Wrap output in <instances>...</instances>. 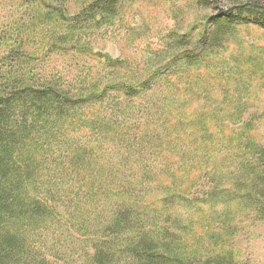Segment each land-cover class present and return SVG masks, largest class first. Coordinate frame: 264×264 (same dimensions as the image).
<instances>
[{
    "label": "rangeland",
    "instance_id": "obj_1",
    "mask_svg": "<svg viewBox=\"0 0 264 264\" xmlns=\"http://www.w3.org/2000/svg\"><path fill=\"white\" fill-rule=\"evenodd\" d=\"M95 1L0 0V83L17 74L75 96L147 80L151 88L137 100L109 93L102 104L64 119L66 130L48 141L38 181L71 204L69 213L61 209L71 229L37 237L48 261L36 251L32 264L92 263L99 237L108 241L102 225L118 205L206 188L215 171L233 170L224 138L245 127L264 143V29L254 24L262 10L252 6L264 0H117L114 16L77 21ZM231 9H242L248 25L232 29L205 58L184 63L202 34L214 31L216 17ZM181 37L188 38L183 48ZM78 146L94 152L75 167L70 155ZM62 154L63 165H52ZM208 207L197 214L176 206L183 218L171 227L175 238L211 244ZM234 227L215 251H232L239 264H264V220L243 218Z\"/></svg>",
    "mask_w": 264,
    "mask_h": 264
},
{
    "label": "trees",
    "instance_id": "obj_2",
    "mask_svg": "<svg viewBox=\"0 0 264 264\" xmlns=\"http://www.w3.org/2000/svg\"><path fill=\"white\" fill-rule=\"evenodd\" d=\"M118 2L96 0L77 21L94 20L99 14L114 16ZM252 6L256 11L262 10L254 24L264 29V6L260 1H254ZM239 10L231 9L216 17L214 31L202 34L196 51L186 55L184 63L191 66L198 61L196 57L205 58L232 29L248 25L240 19L243 10ZM176 42L183 48L188 38L181 37ZM27 81L14 74L0 83V264H32L37 260L36 251L38 259L47 263L46 250L41 245L37 249L36 238L56 229L59 232H63L62 228L71 229L69 222L62 224V217L67 216L61 212L63 209L69 213L71 204L48 182L38 181L47 161L48 141L66 130L64 119L81 109L102 104L109 93L137 100L151 90L147 80L135 87L121 84L75 96L57 85ZM100 127L101 122H96L94 129ZM224 142L227 144L223 147L230 155L228 166H232L229 170H233L225 174L215 171L208 186L192 196L175 190L167 198L148 205L139 206L135 202L118 205L113 220L102 225L108 241L104 240V234L99 237L90 264H239L232 251H215V244L220 238L230 241L235 222L241 223L243 218L253 222L264 220V143L260 144L248 127L224 138ZM74 151L70 158L79 167L93 155L94 148L78 146ZM64 158L66 154L51 164L63 165ZM206 205L211 215L205 233L209 234L211 244L204 241L197 245L193 241L188 245L177 240L171 227L181 224L178 220L183 216L175 210L182 207L203 214ZM149 212L155 214L148 215ZM173 214L179 215V219H173ZM79 225L84 227L82 223Z\"/></svg>",
    "mask_w": 264,
    "mask_h": 264
}]
</instances>
